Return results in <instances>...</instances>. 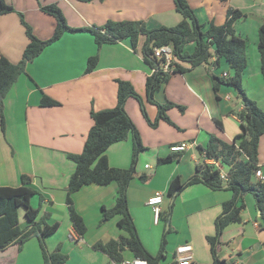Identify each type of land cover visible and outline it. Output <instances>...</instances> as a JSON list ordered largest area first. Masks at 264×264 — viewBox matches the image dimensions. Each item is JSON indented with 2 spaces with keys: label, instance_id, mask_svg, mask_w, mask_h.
<instances>
[{
  "label": "crops",
  "instance_id": "crops-1",
  "mask_svg": "<svg viewBox=\"0 0 264 264\" xmlns=\"http://www.w3.org/2000/svg\"><path fill=\"white\" fill-rule=\"evenodd\" d=\"M14 12L0 14V56L17 63L28 43L24 22L39 40L52 36L54 19L41 7L56 4L67 25L73 29L100 27L107 21L143 22L147 29L174 27L181 21L173 0H3ZM200 24L221 25L228 8L237 9L245 18L234 23L237 35L246 40L247 64L242 72L241 87L246 98L264 111V79L260 71L257 50L258 29L264 26V0H186ZM141 38L134 50L129 39L97 47L87 32H66L27 64L22 74L3 99L0 121V187H18L20 177L27 176L30 186L40 193L30 200L33 209L46 214L47 225L58 224L57 230L45 238L48 252L57 248L66 256L64 264H110L111 259L93 248L94 244L117 240L122 234L117 227L119 216L100 224L101 208L113 207L117 184L86 185L72 196L73 207L82 217L86 232L78 235L69 220L65 204L66 188L75 165L68 154L82 151L92 126L90 113L112 109L117 102V81L131 84L142 98L147 118L156 122L151 127L143 117L138 102L130 97L124 109L136 127L144 150L136 161V174L127 189L128 212L144 248L157 255L162 234L166 235L165 259L170 264L175 249L191 246L192 264H211L207 236L215 231L214 221L222 211V203L231 198L226 190H209L202 184L185 187L173 199L168 222L165 214L171 200L166 198L170 183L179 178L187 181L195 173L199 160L197 147H204L210 135L231 142L241 132L235 113L242 109L237 91L222 85L215 93L211 75L223 77L231 70L224 59L216 58L194 68L186 62L180 65L184 73L171 74L154 92L158 104L172 103L166 115L172 124L157 120V107L149 103L145 81L152 70L141 56ZM248 44L250 47H248ZM187 53L193 45L185 47ZM97 56L96 68L85 73L86 61ZM45 95L59 103L41 107ZM157 120V121H156ZM219 121L221 125L216 124ZM191 145L179 160L157 164V160L172 154V145ZM22 145V148L19 146ZM131 139L112 144L105 152L113 168H127L131 160ZM147 166V167H146ZM258 166L264 174V137L259 140ZM145 176L142 182L139 176ZM164 193L159 218L155 220L147 200L154 193ZM167 196V195H166ZM34 200V202H32ZM242 222L227 226L220 238L219 257L231 264H264V229L255 209V201L244 197ZM24 228L27 221L21 211ZM168 228L166 229V224ZM124 250L122 260L132 259ZM0 264H45L39 241L33 237L21 247L12 245L0 251Z\"/></svg>",
  "mask_w": 264,
  "mask_h": 264
},
{
  "label": "trees",
  "instance_id": "trees-1",
  "mask_svg": "<svg viewBox=\"0 0 264 264\" xmlns=\"http://www.w3.org/2000/svg\"><path fill=\"white\" fill-rule=\"evenodd\" d=\"M87 3L92 0H77ZM225 3L226 0H218ZM175 11L180 14L181 21L171 28L160 27L147 29L143 22L133 21H107L100 27L73 29L70 28L56 4L41 7V11L51 16L55 21L52 36L47 40H39L34 36L21 14L20 21L25 29L28 43L17 63H11L4 56H0V110L3 99L15 84L18 78L25 73L28 63L32 62L48 45L59 40L66 32H87L93 36L97 47L103 44H112L129 39L135 50L142 38L141 56L145 64L153 70L146 78L145 90L149 103L157 107V120L162 119L172 124L166 115V111L176 105L172 103L158 104L152 98L155 91L165 83L171 74L184 73L186 71L180 62H186L191 68L201 64H207L210 59L216 58V62L224 59L231 73L227 77L211 75L212 88L216 93L222 86L234 88L242 101V109L235 113L240 121L241 132L231 142L223 141L214 135H210L204 147H197L199 160L195 164V173L185 182L175 178L167 188L166 195L170 200L179 195L187 186L202 184L209 190H226L231 192V198L222 203V211L215 218V231L212 236L206 237L211 255V264H231L221 259L218 253L220 238L224 229L230 224L242 222L244 210V197L250 194L255 201V209L259 214L260 226L264 229V182L255 177V172L260 170L258 166V146L261 137H264V111L256 103L243 93L241 87L242 72L246 67V40L236 34L234 23L245 18L237 9L226 10L225 21L221 25L209 23L203 25L198 22L195 14L186 0H173ZM14 12L0 0V14ZM193 45V51L187 53L185 47ZM162 46H169L176 62L173 63L170 72L165 73L161 69V61L153 55V50ZM257 50L260 57V71L264 79V26L258 29ZM98 57H89L86 61L85 73L92 72L97 65ZM134 98L143 117L151 127L156 122H150L147 118L143 100L134 91L130 83L117 81V102L112 109L91 112L92 126L86 136L82 151L79 154H68L67 158L75 165L74 172L68 180L66 188L65 204L68 210L69 220L75 232L83 236L86 225L82 217L73 207L71 196L86 185L106 186L110 183L117 184V192L113 207L101 208L102 220H110L119 216L117 227L122 234L117 240L107 243H96L93 248L106 254L111 260L120 262L122 252L129 251L133 258L146 260L150 264H161L165 259L166 235L162 234L159 251L152 256L144 248L138 237L135 225L128 212L127 189L136 174V161L139 153L144 150L140 136L130 117L124 109L125 101ZM41 107H54L59 103L45 95L41 97ZM156 120V121H157ZM219 126L221 123L216 121ZM0 127L3 130L4 123L1 117ZM131 139V160L127 168L110 167L105 156L106 150L115 143ZM204 156V157H203ZM181 153H172L165 158L157 160V164H165L179 160ZM210 158L219 163L227 172V181H221L218 171L213 166L205 163L204 159ZM140 181H146L145 176H139ZM21 185L18 187H0V251L6 250L12 245L21 247L30 238H37L45 264H64L66 256L57 248L48 252L45 246V238L52 235L58 228V224L47 225L44 221L46 214L40 215V208L33 209L30 200L34 196H42L30 186L31 180L25 175L20 177ZM173 201L170 202L165 214V222H168ZM22 207L27 225L21 228L18 219V210Z\"/></svg>",
  "mask_w": 264,
  "mask_h": 264
},
{
  "label": "built area",
  "instance_id": "built-area-1",
  "mask_svg": "<svg viewBox=\"0 0 264 264\" xmlns=\"http://www.w3.org/2000/svg\"><path fill=\"white\" fill-rule=\"evenodd\" d=\"M153 55L157 60L161 61L162 71L165 73L170 72L173 63L176 62L174 56L172 55L171 48L169 46H162L159 48H155L153 50ZM223 77H227V74H223ZM189 146L191 145L185 143L172 145L170 147V152L183 153L184 151L187 150ZM204 161L207 165L213 166L214 169L218 171V176L221 181H227V172L225 168L219 163V161L210 158H205ZM255 177L259 181L264 182V174H262L260 170H257L255 172ZM163 197H164V193L156 192L147 200V205L151 208L155 220L159 218ZM191 252H192L191 246L188 244H184L177 247L175 249L174 259L170 264H192ZM110 264H150V263H148L146 260L132 258L130 260H121L120 262H116L112 260Z\"/></svg>",
  "mask_w": 264,
  "mask_h": 264
},
{
  "label": "rangeland",
  "instance_id": "rangeland-1",
  "mask_svg": "<svg viewBox=\"0 0 264 264\" xmlns=\"http://www.w3.org/2000/svg\"><path fill=\"white\" fill-rule=\"evenodd\" d=\"M191 9H192V8H191ZM192 10H193V9H192ZM193 12H194V11H193ZM170 28H171V27H170ZM250 46H251V45H250ZM250 46H249V44H248V47H250ZM238 98L241 99L240 97H238ZM19 146L22 148V145H19ZM248 195H249V197H251V198L253 199V197H252L250 194H248ZM165 197L168 198V196H166V195H165ZM32 202H34V200H33ZM22 210H23L22 207H20L19 210H18L20 222H23V219H22V216H21V214H22L21 211H22Z\"/></svg>",
  "mask_w": 264,
  "mask_h": 264
},
{
  "label": "water",
  "instance_id": "water-1",
  "mask_svg": "<svg viewBox=\"0 0 264 264\" xmlns=\"http://www.w3.org/2000/svg\"><path fill=\"white\" fill-rule=\"evenodd\" d=\"M173 199H174V198H173ZM173 199H172L171 201H173ZM168 226H169V225H168V223H167L165 228L167 229V228H168Z\"/></svg>",
  "mask_w": 264,
  "mask_h": 264
}]
</instances>
